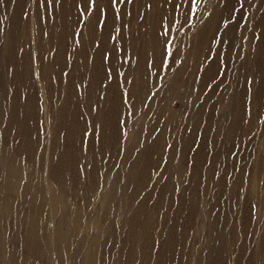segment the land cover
Here are the masks:
<instances>
[{"label": "rangeland", "instance_id": "rangeland-1", "mask_svg": "<svg viewBox=\"0 0 264 264\" xmlns=\"http://www.w3.org/2000/svg\"><path fill=\"white\" fill-rule=\"evenodd\" d=\"M0 29V264H264V0H3Z\"/></svg>", "mask_w": 264, "mask_h": 264}, {"label": "snow or ice", "instance_id": "snow-or-ice-1", "mask_svg": "<svg viewBox=\"0 0 264 264\" xmlns=\"http://www.w3.org/2000/svg\"><path fill=\"white\" fill-rule=\"evenodd\" d=\"M2 2H3V0H0V3H2ZM125 2L130 4L133 2V0H110V6L115 9L118 4L125 3ZM168 2L172 3V0H168ZM41 3H43V0H41ZM49 3H50V0H49ZM95 3H96V0H88V6L89 7H94ZM188 3H189V10L191 11V9L194 8L196 5V0H188ZM237 3L240 5V8H243L244 0H237ZM178 7H179V5H175L174 11ZM101 16L106 17V13L103 10L101 11ZM117 16H118V9H117ZM185 22H187V21H185ZM0 30H2V29H0ZM165 51L167 52V47H166ZM248 83H249V85H251L252 81L249 80Z\"/></svg>", "mask_w": 264, "mask_h": 264}]
</instances>
